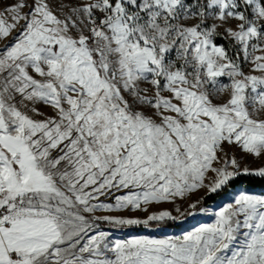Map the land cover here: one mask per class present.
Listing matches in <instances>:
<instances>
[{
    "label": "snow or ice",
    "instance_id": "obj_1",
    "mask_svg": "<svg viewBox=\"0 0 264 264\" xmlns=\"http://www.w3.org/2000/svg\"><path fill=\"white\" fill-rule=\"evenodd\" d=\"M0 44V264H264L247 189L113 233L264 180V0H14Z\"/></svg>",
    "mask_w": 264,
    "mask_h": 264
},
{
    "label": "rangeland",
    "instance_id": "obj_2",
    "mask_svg": "<svg viewBox=\"0 0 264 264\" xmlns=\"http://www.w3.org/2000/svg\"><path fill=\"white\" fill-rule=\"evenodd\" d=\"M12 2H14V0H0V10H2L6 4H10ZM29 2H31V0H29ZM25 11H28V9L26 8ZM14 35H15V33H14ZM2 46L3 45L0 44V47H2ZM227 151H229V153L235 154L238 159H242L244 164H251V166L253 168H256L259 166V162H254L252 157H243L238 149L229 148V149H227ZM236 189H247V188L239 187ZM236 189L229 191L228 193H226L225 195H223L222 197L217 199L215 202L203 207L206 210L205 212L197 211L196 214L190 215L189 221H185L180 228H144V229L137 231V232H129V231H125V230H113L114 236L116 238H130V237L138 236V235H147L150 237H163L166 235H180L184 232L192 230L194 227H197L202 223L213 222L214 217H212L209 213L218 209L224 203L229 202L232 198L231 194ZM247 190L250 192L256 193V194H264V191L252 190V189H247ZM205 196L206 195H205L204 191H198L194 195L191 196V201H195L198 198L205 197ZM191 201H181V202H178L175 206L171 203H165V204H161L159 206H151V207H149V213L154 212V211H159L161 209H166V210L173 211L174 215H179V213L175 212V207H179L181 209V211H184L185 209L188 208V204ZM114 214L144 218L147 216L148 213H145V212H123V213H114Z\"/></svg>",
    "mask_w": 264,
    "mask_h": 264
},
{
    "label": "trees",
    "instance_id": "obj_3",
    "mask_svg": "<svg viewBox=\"0 0 264 264\" xmlns=\"http://www.w3.org/2000/svg\"><path fill=\"white\" fill-rule=\"evenodd\" d=\"M239 187L252 189V190L264 191V180H260L258 178H253V177H248V176H241L227 190L220 192L218 194H210V195H206L205 197H203L202 203H201V205H199V207L203 208V207L215 202L217 199H219L220 197H222L223 195H225L229 191L234 190V189L239 188ZM189 219H190V216H187L184 219H180L177 221H170L163 228H180L183 225V223L185 221H189ZM144 228L145 227H130V228H126L123 230L129 231V232H137V231H140ZM152 228H157V227H152ZM113 230H115V229H113Z\"/></svg>",
    "mask_w": 264,
    "mask_h": 264
}]
</instances>
